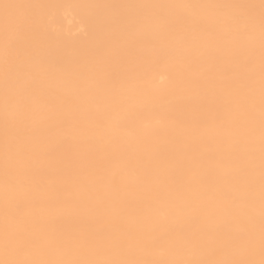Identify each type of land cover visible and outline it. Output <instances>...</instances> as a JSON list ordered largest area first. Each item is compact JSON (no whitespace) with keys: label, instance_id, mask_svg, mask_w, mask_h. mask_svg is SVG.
<instances>
[{"label":"bare ground","instance_id":"obj_1","mask_svg":"<svg viewBox=\"0 0 264 264\" xmlns=\"http://www.w3.org/2000/svg\"><path fill=\"white\" fill-rule=\"evenodd\" d=\"M0 264H264L262 0H0Z\"/></svg>","mask_w":264,"mask_h":264},{"label":"snow or ice","instance_id":"obj_2","mask_svg":"<svg viewBox=\"0 0 264 264\" xmlns=\"http://www.w3.org/2000/svg\"><path fill=\"white\" fill-rule=\"evenodd\" d=\"M262 3H264V0H262Z\"/></svg>","mask_w":264,"mask_h":264}]
</instances>
